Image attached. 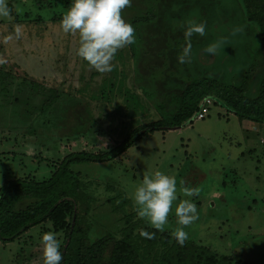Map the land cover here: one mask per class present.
Returning a JSON list of instances; mask_svg holds the SVG:
<instances>
[{
  "label": "rangeland",
  "instance_id": "374dc122",
  "mask_svg": "<svg viewBox=\"0 0 264 264\" xmlns=\"http://www.w3.org/2000/svg\"><path fill=\"white\" fill-rule=\"evenodd\" d=\"M8 3L11 18L0 19V187L13 179L47 180L68 155L111 150L166 120L193 80L225 86L255 63L253 96L264 76V0H131L121 15L135 42L117 51L109 73L76 57L78 36L60 30L71 0ZM188 21L204 22L206 36L192 37V57L180 64ZM221 38L222 50L204 51ZM204 100L211 106L201 121L148 134L114 160L69 167L51 193L74 204L79 235L89 243L127 240L139 264L166 261L168 247L180 248L190 264H264V124L235 117L213 94ZM155 171L175 176L178 188L198 190L190 198L198 219L185 228L183 245L171 236L177 227L171 212L157 231L132 210L131 193L144 173ZM49 223L0 243V264H41L38 237L55 231ZM141 230L154 235L142 237Z\"/></svg>",
  "mask_w": 264,
  "mask_h": 264
},
{
  "label": "trees",
  "instance_id": "16d2710c",
  "mask_svg": "<svg viewBox=\"0 0 264 264\" xmlns=\"http://www.w3.org/2000/svg\"><path fill=\"white\" fill-rule=\"evenodd\" d=\"M148 21L147 18L134 20L136 24H145ZM262 51L264 52V44ZM256 72L257 67L253 63L243 71L241 76L225 86H219L204 79L193 80L175 97L176 108L166 120L150 124L142 133L127 136L113 149L95 153H72L65 157L51 177L44 181L26 178L4 182L0 187V243H12L31 228L51 222L54 230L61 231L64 235L60 250L61 264H139L138 250L130 247L127 240L116 242L106 236L89 243L87 239L79 235L75 228L74 204L65 196H57L51 192L70 175V166L114 160L148 134L158 130L170 131L189 123L198 113L201 100L208 95L213 94L235 117L264 124V76L254 95H248ZM164 106L165 104L162 103L157 109L161 111ZM72 245H75L76 249L70 254ZM202 252L209 253L206 249ZM166 258L167 260L160 264H190L182 256L181 249L178 247H168ZM206 259L210 258L206 257ZM203 264H207L206 260Z\"/></svg>",
  "mask_w": 264,
  "mask_h": 264
},
{
  "label": "clouds",
  "instance_id": "9594fccd",
  "mask_svg": "<svg viewBox=\"0 0 264 264\" xmlns=\"http://www.w3.org/2000/svg\"><path fill=\"white\" fill-rule=\"evenodd\" d=\"M130 2L131 0H71L61 16L60 30L64 34L78 36L75 56L99 73L111 72L117 51L135 42L134 28L121 15V10ZM5 18H11V9L8 0H0V19ZM239 31V28L234 29L233 35ZM22 35V27L17 25L14 36L20 38ZM194 35L206 36L204 22L188 21L183 25L184 45L176 57L178 63L184 64L191 59V40ZM224 46L225 40L221 38L209 43L204 51L215 55ZM197 194L196 188H178L175 176L155 171L143 174L140 183L131 193L130 200L136 218L157 231H163L169 224L171 212L177 225L171 231V236L176 244L183 245L188 239L185 228L198 219L196 204L190 199ZM179 195L184 198L179 199ZM140 235L151 238L154 233L141 230ZM38 240L41 264H61L59 233L50 230L40 234Z\"/></svg>",
  "mask_w": 264,
  "mask_h": 264
},
{
  "label": "built area",
  "instance_id": "2783aa9c",
  "mask_svg": "<svg viewBox=\"0 0 264 264\" xmlns=\"http://www.w3.org/2000/svg\"><path fill=\"white\" fill-rule=\"evenodd\" d=\"M211 106V102L209 100H204L201 104H200V108L198 113H196L193 117L192 120L193 121H201L203 119H205L208 115H209V108Z\"/></svg>",
  "mask_w": 264,
  "mask_h": 264
}]
</instances>
